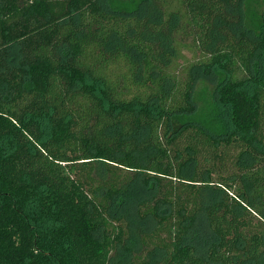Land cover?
<instances>
[{
	"label": "trees",
	"instance_id": "16d2710c",
	"mask_svg": "<svg viewBox=\"0 0 264 264\" xmlns=\"http://www.w3.org/2000/svg\"><path fill=\"white\" fill-rule=\"evenodd\" d=\"M0 264H264V0H0Z\"/></svg>",
	"mask_w": 264,
	"mask_h": 264
},
{
	"label": "rangeland",
	"instance_id": "374dc122",
	"mask_svg": "<svg viewBox=\"0 0 264 264\" xmlns=\"http://www.w3.org/2000/svg\"><path fill=\"white\" fill-rule=\"evenodd\" d=\"M208 79L199 80L197 85V103L199 105L204 104V99L211 98L212 91L209 88V85L207 82ZM198 105V107H199Z\"/></svg>",
	"mask_w": 264,
	"mask_h": 264
}]
</instances>
